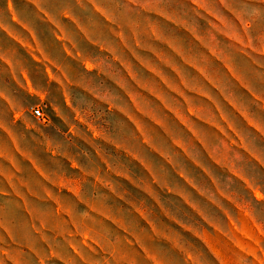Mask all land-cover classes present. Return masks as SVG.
I'll return each instance as SVG.
<instances>
[{"label": "clouds", "instance_id": "obj_1", "mask_svg": "<svg viewBox=\"0 0 264 264\" xmlns=\"http://www.w3.org/2000/svg\"><path fill=\"white\" fill-rule=\"evenodd\" d=\"M23 7L25 12L17 6V0H0V33L11 36L16 32L22 36L20 29H25L30 36L39 40L38 26L45 25L49 35H60L70 45L71 51L66 47L65 52L79 60L83 69L80 79L74 80L64 66L51 57L42 43L38 45L41 56L46 58L47 66L57 69V74L50 75L49 79H54L55 86L62 89L64 105L61 107L53 103L51 112L67 128L64 131L60 124H56L51 128L52 132H47L44 143L48 150L53 154L59 152L61 156L74 153L78 159L72 158L73 163L81 171L95 177L97 171L93 153L87 147L68 142V133L71 131L69 120L72 127L76 126L77 121L85 125L80 129L85 135L90 133L114 146L127 144L137 152L140 159L151 164L153 180L159 179L162 185H167L160 193L161 201L179 224L189 229L194 228L201 234L207 229L215 235L219 229L222 236L237 247L236 229H243L244 224L239 214L240 209L228 203L227 198L232 197L247 213L254 235L261 241L255 253L238 252L233 257V264H264V0H26ZM68 22L74 25L75 32L69 29ZM105 26L107 32L104 31ZM77 35H82L87 42L95 45L88 55L82 51ZM161 36L171 41L167 47L172 50L173 57L178 59L183 71V78H178L165 70L169 79L177 87L186 90L201 88L215 102L190 96L192 103L189 105L178 101L176 96L166 97L173 110L185 114L189 110L196 111L197 118L193 123L200 134L196 144L192 143L193 135L186 129L171 121L166 123L175 140L187 146L192 159L207 168L211 178L194 167L189 160L177 156L167 141L155 143L161 151L175 160L176 171L161 163L150 152L142 151L135 144L129 143L134 132L128 126V120L136 105L129 97V93L133 92L132 86L126 80L124 84L120 83L124 78L120 65H132L137 79L149 82L150 74L137 66L131 57L136 54L158 65L159 62L150 53L152 48L163 47L158 40ZM120 45L124 46V50ZM176 49H181L182 56L192 59L199 68L207 69L208 75L213 77L218 86L213 88L197 71L186 67L183 58L177 57ZM213 50L216 57L213 56ZM205 57L212 60L211 66L207 64ZM117 58L120 64L116 63ZM0 63L6 65L11 79L18 87L23 88L29 96L38 98V102L25 105L13 95L10 88L0 86V101L8 106L12 121L21 122L19 128L13 127L7 114H2L0 131L7 133L11 148L29 152L26 145L38 137L21 129L29 126L34 128L33 121L44 117L40 103L47 99L48 84L45 82L33 86L27 66L5 45H0ZM110 72L113 75H109ZM226 97L231 99V103ZM216 104L222 107L227 122L220 111L215 110ZM140 106L146 111H152L157 118L165 119L166 113L159 111L157 105L141 103ZM201 118L214 119L226 131L235 135L243 147L228 148L223 136L211 134L204 124L198 123ZM229 125L235 129L234 133ZM105 152L111 162L110 166H117L118 161L123 164L115 151L105 149ZM213 153L215 159L221 161V165L212 160ZM0 158L14 160L7 142L0 143ZM70 167L71 165L64 167L63 162L53 163L46 170L49 181L62 184L66 177L75 175L69 171ZM178 172L185 173L187 179L196 188L208 193L211 200L188 186ZM128 173L144 179L134 169H128ZM0 177L6 179L13 193L22 199L24 188L32 191L22 177L16 176L2 165ZM109 182L114 185L119 183L115 179ZM241 184L244 185L243 189ZM177 189L187 193L192 204L199 205L208 222L199 215H192V209L181 198L167 194L169 190L175 193ZM44 192L45 195L37 196L36 200L24 199L23 204L0 192V245H5L7 240L17 245L15 248L0 247V264H5L6 260L9 264H77V255L83 264H109L110 261L115 264H136L135 257H126L121 253L123 233L105 231L94 224L95 217L88 203H64L65 218L58 232L42 231L49 227L54 214L48 206L39 203L47 198V189ZM104 195L103 192L97 193L94 185H90L89 195L82 196L81 199L98 204V210L111 208L112 204L104 203ZM21 209L27 212L26 219L20 218ZM110 214L114 215L105 213ZM154 223L159 224V221ZM125 225L126 230L140 243L141 233L146 229L137 230L131 219H125ZM170 227L183 237L177 247L187 248L189 242H195L175 224ZM73 231L79 239L72 237ZM124 239L127 240V236ZM86 240L106 255H86ZM158 247L166 249L169 245L160 244ZM188 251L192 253L191 264H222L206 248L203 249V254L190 248ZM151 256V264H167L168 258L161 253L153 251Z\"/></svg>", "mask_w": 264, "mask_h": 264}, {"label": "rangeland", "instance_id": "obj_2", "mask_svg": "<svg viewBox=\"0 0 264 264\" xmlns=\"http://www.w3.org/2000/svg\"><path fill=\"white\" fill-rule=\"evenodd\" d=\"M103 25V21L101 20ZM75 32V27H69ZM104 31L107 32V27H104ZM200 41L199 37H196ZM77 40L80 44L82 51L85 55H88L94 50L95 45L90 44L85 40L82 35H77ZM159 42L163 45L160 48H152L151 55L158 61L157 65L155 62H149L142 56L133 54L132 59L136 61V65L143 68L150 74V81L143 82L139 81L136 77L133 66L130 64H121V72L124 73V78L120 81L121 84L125 83V80L133 88V92L129 93V97L136 107L133 108L132 115L128 120V126L133 130L134 135L129 138L130 144H135L142 151L150 152L154 157L165 164L167 167L176 171L175 160L169 156L166 152L161 151L158 144L155 142L167 141L175 150L177 156L187 159L193 163L194 167L203 171L205 175L211 178V173L205 168L199 161H194L191 154L180 141L175 140L169 129L166 121H171L179 127H183L189 133L193 135L192 143L200 139V134L196 131V124L193 120L197 118L195 110H189L187 114L182 111H176L168 105L166 97L176 96L178 101L185 102L191 105L192 101L189 99L190 96H198L201 100L206 102L215 103L203 89L192 88L186 90L182 87H177L176 84L169 79V76L165 74V70L172 75L183 78V71L179 66L178 59L173 57L172 50L167 47L171 41L165 40L162 36L158 38ZM64 43V49L61 45L52 42V35H48V44L45 46L48 53L52 58L56 59L64 66L68 73L71 74L74 80H79L82 72V64L79 60L74 59L73 55H69L65 52L67 47L71 51L70 45H67L62 37ZM204 43L203 41H200ZM0 45L9 47L27 66L31 80L30 83L33 86L42 85L45 82L48 84L49 92L47 99L40 103V109L45 113L44 117L38 121H33L35 127H27V129H21L22 131L34 133L38 139L34 140L31 144L26 145L30 150L29 152L16 151L14 148H10V153L16 156V169L15 175L22 177L26 181L28 187L32 191H28V188L23 189L24 197L14 194L16 200L21 203L24 199L29 201L36 200L37 196H44V190L47 189V198L40 200L39 203L49 207V210L53 212V216L50 220L49 227L42 229L45 233H51L53 230H57L60 227L62 220L65 218L64 214V203H71L73 201L79 204L88 203L92 215L95 217L93 221L98 227L112 233H123L121 235V253L124 256H133L136 258V264H151L153 251L161 253L167 257V264H191L192 253L188 251L190 248L194 252L203 254V249L206 248L208 253L218 258L222 264H233V257L238 252L250 251L255 253L258 247L261 245V241L254 235V229L251 222L248 219L247 213L243 211L241 206L235 202L232 197L227 198L228 203L233 205L237 209H240L239 214L244 224L243 229H236L237 231V247H234L231 241L227 240L220 233L219 229L216 230L215 235L209 232L207 229L201 232L196 229H189L179 224L175 217H173L168 209H166L161 201L160 193L163 192L167 185H162L159 179L153 180L152 178V166L145 160L140 159L137 152L129 148L127 144L112 145L96 137H93L90 133L85 135L80 129L84 128L85 125L76 122V126L72 127V122L69 120L68 126L71 131L68 133V142L74 143L77 146L87 147L90 152L93 153L96 161L97 176L93 177L88 175L86 172L80 170L76 164L73 163L75 157L74 153H69L67 156H61L59 152L51 153L44 143L45 135L47 132H52L51 128L55 127L56 124H60L67 131L66 126L62 125V122L56 118L51 112V105L53 103L63 107L64 102L62 99V89L55 86V80L49 79L50 75L57 74L55 67L47 66L46 58L41 56L40 52H29L23 51V47L20 44H14L8 42L4 36H0ZM121 49L124 50V46L120 45ZM177 57H182L186 67H191L197 71L203 80H205L213 88L217 87L216 81L213 77L208 75L207 69L199 68V66L190 58L182 56V50L176 49ZM213 56L216 57V53L213 50ZM218 59V57H217ZM205 60L209 66L212 64V60L205 57ZM120 64L119 58L116 61ZM113 75V73H109ZM7 86L11 89L13 95L21 100L25 105H31L33 102H38L36 96H29L28 93L21 87L16 85V82L11 79V76L7 70L6 65L0 63V86ZM127 87V85H125ZM231 103L230 98H225ZM143 105H157L159 111L166 113L165 119L161 120L156 117L152 111H146ZM215 110L220 111L221 116L227 122V117L223 114V109L219 104L215 105ZM65 111H67L65 109ZM7 114L9 122L13 127L19 128V121L12 123L11 114L6 110L5 106L1 102L0 104V115ZM52 115V116H51ZM191 117V119H190ZM198 123L204 124L213 135L223 136L226 140V146L228 148L240 149L243 147L236 136L230 134L223 127L215 122L214 119L204 120L199 119ZM231 132L234 133L235 129L229 125ZM43 133V134H42ZM264 139V138H263ZM0 140L6 142L9 137L6 132L1 131ZM34 145V146H33ZM207 146L205 145V148ZM105 149L108 151H115L119 157L123 160V164L117 162V166H110V160L106 157ZM212 160L217 165H221V161L215 159V154H211ZM47 157V158H45ZM71 157V158H70ZM24 160V161H23ZM63 162L64 167L68 168L71 175L65 178L62 184H55L49 181L46 174V170L49 169L53 163ZM251 163V161L249 160ZM10 169V167H6ZM128 169H134L141 173L144 179H139L134 174H129ZM11 170V169H10ZM178 175L182 179H185L188 186L192 187L193 190L199 192L201 196L211 197L208 193L201 191L196 188L191 180L187 179V176L183 172H178ZM21 175V176H20ZM115 179L119 183L115 185L109 181ZM214 182V181H213ZM94 185L96 192H103L105 195L102 197L106 205L112 204L111 208L105 207L102 210H98V204L94 202L86 201L81 197H87L89 195V186ZM241 189L244 185H240ZM168 195H176L181 198L189 208L192 209V215L201 216L205 222L208 219L200 211L199 205L191 203V199L187 193L176 190L175 193L169 190ZM143 197L141 200L140 198ZM106 212L114 213V215H105ZM27 218V212H22ZM124 218V219H121ZM125 219H131L133 227L137 230L144 228L141 233L142 240L140 243L137 242L135 236L126 230ZM229 219H231L229 217ZM159 221V224L154 223ZM175 224L182 232L188 233L195 241L189 242L187 248L177 247V243L183 239L179 232H174L170 225ZM233 228L235 229V222L233 221ZM39 228V225H37ZM69 227H72L69 225ZM258 227V226H257ZM171 233L169 236L168 234ZM127 236V240L124 239ZM74 239H79V236L75 231L72 232ZM59 238V236H58ZM7 240V237H5ZM168 244L169 247L166 249H160L158 245ZM85 253L91 256H104L105 252L101 251L98 247L91 244L89 241H85ZM0 247H12L15 248L17 245L12 244L10 240H7L5 245ZM147 257V259H146ZM5 264H7L5 262ZM77 264H83L77 255ZM109 264H115L114 261H110Z\"/></svg>", "mask_w": 264, "mask_h": 264}, {"label": "crops", "instance_id": "obj_3", "mask_svg": "<svg viewBox=\"0 0 264 264\" xmlns=\"http://www.w3.org/2000/svg\"><path fill=\"white\" fill-rule=\"evenodd\" d=\"M85 2H87V0H85ZM25 3H26V0H17V6L19 8H21L22 12L26 11V9L23 7ZM16 27L18 29H20L19 25H17ZM68 27H73V24L71 22H68ZM20 31L23 33L22 36L18 35V33H16V32H13L11 36H9L5 33H0V36L1 35L4 36L8 40V42H11L14 44H20V45L24 46L22 48L23 51H29V52L38 51V52H40L38 45L42 43L45 47L48 44V35L49 34H48V28L45 25H39L38 26L37 35L40 37L39 40H36L32 36H30L29 33L27 32V30H25V29H20ZM13 37H15V39H13ZM52 42L55 44L61 45V48L64 49V43L62 42V36H60V35L52 36ZM1 102L5 106L6 110L11 114L8 106L3 101H0V104H1ZM14 122L15 121H12V123H14ZM0 133H1V131H0ZM6 142L9 144V147H10V140H7ZM0 143H5V142L0 140ZM7 155H8V153H6V156ZM11 155L14 156L13 161H9L7 158H0V165H5L6 167H10L11 171L13 173H16L15 172L16 156L13 154H11ZM0 192H3L6 196H10L12 199L16 200V198L14 196L15 193H13V191H12V187L9 185L8 181L6 179H4L3 177H0ZM21 204H23V203H21ZM21 212H25V211L23 209H21ZM20 218L25 219V215H21ZM5 262L7 264H9V262L7 260Z\"/></svg>", "mask_w": 264, "mask_h": 264}, {"label": "built area", "instance_id": "obj_4", "mask_svg": "<svg viewBox=\"0 0 264 264\" xmlns=\"http://www.w3.org/2000/svg\"><path fill=\"white\" fill-rule=\"evenodd\" d=\"M40 110H41V112H43L42 109H40ZM42 118H43V117H42Z\"/></svg>", "mask_w": 264, "mask_h": 264}]
</instances>
